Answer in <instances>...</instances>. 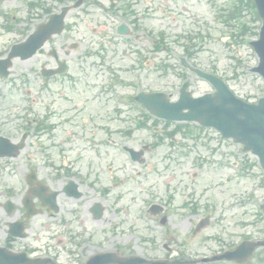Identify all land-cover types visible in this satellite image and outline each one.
<instances>
[{
	"label": "rangeland",
	"instance_id": "rangeland-1",
	"mask_svg": "<svg viewBox=\"0 0 264 264\" xmlns=\"http://www.w3.org/2000/svg\"><path fill=\"white\" fill-rule=\"evenodd\" d=\"M31 0H4L0 3V7L8 8L12 14H14L19 21L13 22L15 25V30L12 32L6 31L4 27L11 24L9 18L0 17V44L4 42L12 43L23 39L24 30L32 29L35 25L33 22L26 23V2ZM66 2L68 0H61ZM84 8L76 11H72L67 18V25L69 28L66 32L55 38L54 41L49 44L45 50L54 48L60 55L62 51L68 44L76 43L78 48L70 52L69 56L66 58L69 61L70 72L69 75L65 78L55 82L52 88L59 89L61 88L62 96L61 97H52L49 98L48 104L54 113V119H51L52 123L56 124L55 130L51 133L54 140L49 142L45 141V152L37 149L35 146V141L28 142L26 148L20 154V156L14 160L12 163L14 165H19V168H0V192L7 190H13L15 199L14 202H18L21 191L23 190L22 184V175L27 172L29 168H23L25 160H32L34 165L37 167L38 176L45 178L46 174L58 173L62 182L65 181V176L59 170V165H62V156H64V163H66V169H75L80 177H91L100 176L102 179L98 181L97 187L106 186V181L108 179L107 169L111 167L116 172L119 168H122V172L114 175L115 179H121L124 183V186L117 192H122L125 189H129L135 186V182H140L141 179L147 180L149 183L152 181L160 180L163 181L164 176H171L172 172L168 168V159L164 161L163 154L164 150L157 151L154 153H149L146 157L147 163L145 168L142 170L137 166H133L127 161L126 155L121 152L119 146L114 147H105L95 143V146L88 145L83 143L84 141H78L75 145H71L70 148H65V143H68L69 140H72V143L75 142L81 136V128L78 129V126L81 127L84 122L91 117L92 114L96 113H108L110 112L111 105L106 100L96 101L97 103L88 104L90 98V93L86 90L87 85H90V82L93 80V76L98 75L93 70L92 64L95 62L93 59L86 58V53L92 48L91 46V33L90 29H106L105 32H111L114 30V27L123 21L122 17L119 15L114 16L110 22L107 23L106 20L100 15L101 13L97 10H92L89 7L90 0H83ZM104 4H109L110 0H99ZM134 5L135 10V19H138L142 11H147L153 19L152 21H147L142 19L145 23L156 32L163 33L168 41H173L178 37L185 36V32H194L200 34L205 41L201 45L195 48L192 62L203 70H215L217 75L223 78L232 92L239 98L246 100L248 102H256L259 98L264 97V82L260 79L259 76L249 72L251 68L256 66L258 60L252 49L249 47L248 42L255 38L248 39L245 43L241 44L237 41L233 42L229 40V28L222 24L217 18L220 16V11L223 6L226 5L227 0H150L151 3H154L152 9L145 7L147 3L144 0H129ZM43 2L51 4L52 0H44ZM56 8L57 4H53ZM148 9V10H147ZM104 17H107L104 15ZM31 23L34 25L32 26ZM148 40L147 37H144L140 41V44H145ZM2 47H6L2 45ZM147 46L143 49V54L146 55ZM3 49V48H2ZM86 50V51H85ZM171 53H159L156 55V58L153 62V65L149 67L144 66L143 70V81L141 86L138 88L139 91H154L160 90L164 91L171 96H175L182 78L180 77L181 71L177 60L179 57L183 56V46L175 45L171 49ZM130 55V54H129ZM128 55V58H129ZM45 52L35 56L34 58L26 62H15L12 72V80L20 81V85L13 90L10 84L0 83V119L4 122L5 118L10 119L15 123V118L18 116L16 114L25 113L28 104L27 97L25 95L26 90L30 91L31 97L34 99V104L32 109L39 116L44 114V100H47V97L42 93L40 80H39V67L45 61ZM166 61V65L169 66L168 77L160 80L162 74H160L157 66L162 61ZM117 62V64H124L125 66H131V61L126 59L125 61ZM176 66V67H174ZM174 70H171V69ZM176 69V70H175ZM178 69V70H177ZM183 75L191 82V92L197 96L204 93H211L212 88L205 83L203 80H200L195 75L184 72ZM87 76L85 79L84 77ZM92 76V77H91ZM23 77V80H22ZM10 80L9 82H11ZM16 83V82H15ZM17 84V83H16ZM29 84V85H28ZM17 90L20 92L17 93ZM137 88L129 89L128 95H131L132 92H135ZM54 95V93H53ZM56 96V94H55ZM72 98V99H71ZM75 102L74 109H77L79 105H83L86 109L83 112L82 118L74 121L72 123H65L63 121V116L60 114V111L65 109L69 113V108ZM112 106L113 103H112ZM20 107L19 110L16 108ZM131 112V110L129 109ZM71 114V113H69ZM85 120V121H84ZM64 123V124H63ZM87 127L90 124L86 123ZM59 125V126H57ZM127 125H130L128 123ZM118 126V124H117ZM114 127V126H113ZM194 128V127H192ZM11 130H8L7 133H10ZM212 131H205L202 133L203 136L208 135L210 139L217 138V136L212 135ZM88 136V133L86 134ZM139 135H137V138ZM143 138V137H141ZM101 139V137H97ZM102 139H104L102 137ZM218 139V138H217ZM119 141H121L119 139ZM217 142V140H216ZM131 145H135L133 141L130 142ZM30 145V146H29ZM58 147H62L64 150H67L63 153H58ZM237 146L231 142L224 141L220 144L219 153L222 154L221 159L224 160L223 168L218 166L207 165L206 167L195 166V161L191 162V159H195L198 155L201 154H191L188 162H191L190 170L187 171V175L191 171L200 172V180L197 182L198 189L204 187L213 188L216 187V183L220 179H224L227 176L233 174L232 167L228 164L230 161H240L242 159H253L250 155L244 156L242 153L236 155ZM203 153V152H200ZM27 154V155H26ZM30 156V157H29ZM52 161L54 163L53 167H46V161ZM216 162H218L216 160ZM153 167V170H150V167ZM154 167L157 169V172L160 171L162 174L159 176L148 175V171H154ZM35 168V167H34ZM168 168V169H167ZM59 170V172H57ZM13 171V172H12ZM143 173L142 176L137 177L136 172ZM24 173V174H25ZM134 175L135 179L130 180V176ZM175 176V175H172ZM88 181L82 185V192L84 198L73 204L70 201L65 199H59L58 204L62 206V210L55 218H59V215L73 214L75 212L72 208L78 209L79 213L77 214L78 221L75 223L69 222L68 228L69 231L75 232V235L72 234L71 237H74V243L70 241V245L73 248V251L76 254V257H70L66 253L67 249H70L68 245V235L65 237L64 234H60L57 231L52 232L49 230L47 236L48 240V252L50 256H54L60 264H78L75 260L83 257L86 258L89 255L104 252L113 246L115 249L117 246L124 248L125 243L120 241H111L108 242L105 240V228H106V219L105 216L100 222L91 223L88 217V206L87 203L98 202L101 197L94 191L92 187H88ZM53 188L59 189L61 185L56 183L52 185ZM162 187V186H160ZM232 184L228 185L225 188V191L232 190ZM211 194V193H210ZM92 198H94V201ZM0 201H3V197L0 198ZM103 205H106V202H103ZM85 219V220H84ZM46 221V219H43ZM4 219L0 216V223ZM215 228H211L207 233L214 232ZM84 230V231H81ZM151 231L145 229V235L154 234ZM86 237V234L91 238V242L85 243L84 239L77 238L78 235ZM205 236V235H204ZM76 237V238H75ZM3 236L0 233V240ZM197 241L191 244V251L194 255H200L204 251L200 248H195ZM146 251V246L144 247ZM72 251V252H73ZM78 257V258H77ZM70 260V261H69Z\"/></svg>",
	"mask_w": 264,
	"mask_h": 264
},
{
	"label": "flooded vegetation",
	"instance_id": "flooded-vegetation-1",
	"mask_svg": "<svg viewBox=\"0 0 264 264\" xmlns=\"http://www.w3.org/2000/svg\"><path fill=\"white\" fill-rule=\"evenodd\" d=\"M92 43L96 51H101L105 56H97L95 59L97 60L98 65L93 66L94 68L101 69L104 76L102 78H108L109 86H112L114 89H120L123 87L121 82L122 80V72L119 70L121 68L120 64L117 62H123L127 58V53H131L132 57L135 55L137 58H133L137 71L135 74L138 76L141 69L139 68V61L141 60L139 53L137 51L138 39H134L133 42L128 41L129 36H120L116 33H92ZM103 48V50L101 49ZM153 57H155V52L158 48L155 45H152ZM125 52V56H124ZM55 63V62H54ZM150 64V61L148 62ZM47 66V65H45ZM58 64L55 63V67ZM48 67V66H47ZM133 68L132 70H134ZM48 81H45L44 84L47 85ZM43 94L47 97V100H44V109H49L48 100L50 98V92L48 87L44 88ZM73 105L69 108V113H76L78 110H75L74 102ZM122 110H125L121 107ZM50 112H47L49 114ZM31 115V114H30ZM80 117V114H77L73 119H77ZM140 117H144V114H131L125 111L114 112V113H99L93 114L91 117H88L86 121L90 123L94 121L100 122L96 124L94 128L85 130V133H91V135H105L107 137L113 135H125V131H117L116 129H110L105 126H112L113 122L123 121L132 118L133 120H139ZM135 118V119H134ZM45 120L47 118H43L42 121H38L34 119L33 121H27V129L28 132H25L26 136L32 135L35 131H37L40 127H48L45 126ZM108 122V123H107ZM8 125L2 124L0 126V131L7 127ZM137 124L134 128L130 129L131 133L129 138L123 141L125 142L122 147H129L131 149H135L136 151H140L144 147H148L149 152H153L155 150H159L164 144L169 145L172 148V153L170 156L174 158L171 161L172 168L175 170V173L179 174L177 177L165 178L166 181L163 186V190L165 192H160V184L157 182L152 188H144L142 184H137L136 186L127 191L122 192H114L115 190H119L121 185L124 184L121 180H114L113 175L116 173L113 169L108 168V172L110 174V180H107V188L106 190H102V194L105 198H108L109 203L107 204V209L112 210V214L107 221V225L111 230H114L115 218L117 214L124 213L129 215L133 213V218L131 221H126V225L128 227L131 226V231L139 234L144 231V219L145 216L149 217L151 221L155 224L154 227L159 229H164V231H180L185 224H188L189 219L195 216L201 217H209L212 216H233V227H228L229 224L228 219H224L222 222L225 223L224 229L220 232V242H217L224 247L222 251L231 250L234 246H232L231 241L235 240L234 243H239L243 241L249 240H257L264 239V171L258 166L254 165L252 167L251 173L254 175L250 179V183L248 187H243L241 183L240 174L235 175L233 182L235 186V193H233L230 197L225 198L223 194L217 199L208 198V191H206L205 195H200L199 193H195L194 181L197 179L193 176H190L189 179L184 177L185 168L188 166L189 162H185L183 159L186 157L188 147L186 144H183L186 141V138H189L188 132L186 130H163V129H152L151 133L148 135L142 134V132H147V129L137 128ZM137 135L144 136L145 138H137ZM170 135V139H167L166 136ZM12 142H16L17 140L10 138ZM133 141L135 145L129 144L130 141ZM106 142L115 145V141L111 138H108ZM128 144V145H126ZM146 163V162H145ZM145 163L143 166H145ZM117 172H122L118 170ZM196 177V176H195ZM38 178V176H37ZM26 188H25V196H28L30 192L36 191L38 188V182L35 179L27 180L25 179ZM43 185L48 187L49 192L57 191L60 194L59 196H63L65 199L77 201L83 197V194L80 191L81 184L80 182L74 181L73 191L70 193L75 194L79 193L81 196L77 199L72 197H67L64 193L65 185L60 187L59 190H55L52 188L54 183L53 179L51 180H40ZM28 184H30L28 186ZM67 185V182H66ZM154 190L153 194H150V190ZM248 190L247 192H244ZM100 192V193H101ZM30 196V195H29ZM56 197V199L58 198ZM33 206V209L38 212L35 217L25 221L24 214L25 210H19L17 213V209L14 210L10 216L6 213L5 207H0V212L4 215L6 221L4 222L5 229V241L2 246L6 249H9L13 252H24L29 257H44L42 247L37 249L32 245H22L21 243L28 239L27 232L30 231L31 224L33 223V227L37 230L36 240H41L42 235L45 232H48L49 226L48 223L42 220L36 221L38 217H48L52 215L49 212L48 206H43L38 198L30 200ZM58 201V200H56ZM155 208H151V207ZM120 208V209H119ZM92 207L88 210L91 212ZM153 213L155 216L150 214ZM16 215V216H14ZM163 222V224H162ZM198 222V221H197ZM10 223H23L25 226L26 237L23 239L20 238H11L8 233V226ZM196 225V224H195ZM112 236L114 232H111ZM132 233H130L131 235ZM111 240V238H110ZM30 243L33 241L31 237L29 239ZM143 238H139L137 246H132L130 248H126L125 253H121L123 256H142L144 257V248H143ZM170 251L171 245L166 246ZM131 249L135 250L131 252ZM109 251H113V248ZM155 251V250H154ZM221 250H218L213 253H208L206 255L207 258L212 257L215 254L221 253ZM120 250L117 249L116 253L119 256ZM153 253V252H152ZM154 255V254H151ZM155 256H153L154 258ZM171 264H191L189 258L183 259H172L170 260ZM212 264H234L230 262H218ZM244 264H264V250H258L252 259L248 260Z\"/></svg>",
	"mask_w": 264,
	"mask_h": 264
},
{
	"label": "water",
	"instance_id": "water-1",
	"mask_svg": "<svg viewBox=\"0 0 264 264\" xmlns=\"http://www.w3.org/2000/svg\"><path fill=\"white\" fill-rule=\"evenodd\" d=\"M261 15L264 17V0H256ZM58 20H52L48 26L41 28L32 38V41L56 27ZM31 47L30 42L27 43ZM260 57V65L254 71L259 72L264 77V27L261 33V40L255 44ZM209 79L217 88L218 93L214 98L203 97L196 101H191V108L188 114L172 119L176 120H196L206 126H214L220 130L224 137H233L237 141L245 144L246 149L257 148V151H264V100H260L258 106H248L232 97L225 86L216 79L202 75ZM141 101L153 107V97L142 98ZM185 106L178 104L177 112ZM160 113H169V110H162Z\"/></svg>",
	"mask_w": 264,
	"mask_h": 264
}]
</instances>
